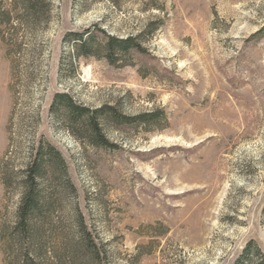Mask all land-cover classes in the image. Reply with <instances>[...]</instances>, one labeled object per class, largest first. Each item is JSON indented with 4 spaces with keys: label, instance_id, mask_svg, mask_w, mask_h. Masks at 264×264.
<instances>
[{
    "label": "rangeland",
    "instance_id": "rangeland-1",
    "mask_svg": "<svg viewBox=\"0 0 264 264\" xmlns=\"http://www.w3.org/2000/svg\"><path fill=\"white\" fill-rule=\"evenodd\" d=\"M50 3L46 26H0V163L9 147L18 169L33 142L55 146L75 190L65 223L77 208L103 264H236L251 244L264 258V0ZM87 29L141 48L74 59L67 35ZM61 92L154 123L104 125L112 146L92 147L49 111ZM16 201L0 181L1 221Z\"/></svg>",
    "mask_w": 264,
    "mask_h": 264
},
{
    "label": "trees",
    "instance_id": "trees-1",
    "mask_svg": "<svg viewBox=\"0 0 264 264\" xmlns=\"http://www.w3.org/2000/svg\"><path fill=\"white\" fill-rule=\"evenodd\" d=\"M50 1L15 0L12 8L0 6L3 32L15 36L29 26H46L50 21ZM12 12H16V23H11ZM137 38L105 34L101 43L97 41L95 30L87 29L69 33L66 40L72 44L74 59L103 54L110 64L115 65L131 50L141 48ZM49 111L64 123L75 139L103 148L112 146L104 133V125L149 126L155 117L153 113L129 117L110 105L93 109L62 92L53 96ZM11 154L12 147H9L0 163V181L4 190L17 196L11 214H7L3 221L0 218L3 264H103L107 253L96 243L77 208L73 209L72 222L65 223L63 203L75 190L62 153L42 137L32 143L20 168L13 164ZM251 245L236 264L264 260L260 249Z\"/></svg>",
    "mask_w": 264,
    "mask_h": 264
}]
</instances>
